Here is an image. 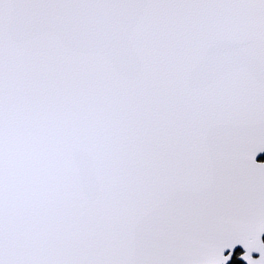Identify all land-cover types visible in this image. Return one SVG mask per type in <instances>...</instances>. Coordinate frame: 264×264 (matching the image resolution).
Here are the masks:
<instances>
[{"label": "snow or ice", "instance_id": "obj_1", "mask_svg": "<svg viewBox=\"0 0 264 264\" xmlns=\"http://www.w3.org/2000/svg\"><path fill=\"white\" fill-rule=\"evenodd\" d=\"M262 153L264 0H0V264H264Z\"/></svg>", "mask_w": 264, "mask_h": 264}, {"label": "water", "instance_id": "obj_2", "mask_svg": "<svg viewBox=\"0 0 264 264\" xmlns=\"http://www.w3.org/2000/svg\"><path fill=\"white\" fill-rule=\"evenodd\" d=\"M263 156H264V153L260 154V155L257 157V162H258V163H264V161H259V159H260L261 157H263ZM236 251H240V253H242V252H243V249L240 248V247H238ZM225 254L227 255V253H225ZM253 258H255V259H259V254H258V253H253ZM231 262H232V261H231ZM231 262H230V264H231ZM241 262L244 264L243 261H241Z\"/></svg>", "mask_w": 264, "mask_h": 264}, {"label": "trees", "instance_id": "obj_3", "mask_svg": "<svg viewBox=\"0 0 264 264\" xmlns=\"http://www.w3.org/2000/svg\"><path fill=\"white\" fill-rule=\"evenodd\" d=\"M240 251H237V254H239ZM231 264H243L241 261H237L236 258L234 257L233 261L231 262Z\"/></svg>", "mask_w": 264, "mask_h": 264}, {"label": "flooded vegetation", "instance_id": "obj_4", "mask_svg": "<svg viewBox=\"0 0 264 264\" xmlns=\"http://www.w3.org/2000/svg\"><path fill=\"white\" fill-rule=\"evenodd\" d=\"M259 161H264V156L259 159Z\"/></svg>", "mask_w": 264, "mask_h": 264}]
</instances>
